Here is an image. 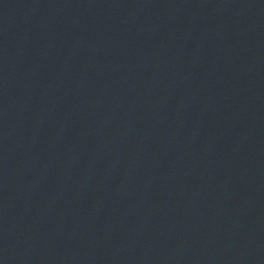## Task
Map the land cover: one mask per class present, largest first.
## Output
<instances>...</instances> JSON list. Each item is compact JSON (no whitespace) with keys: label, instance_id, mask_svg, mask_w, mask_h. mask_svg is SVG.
<instances>
[{"label":"water","instance_id":"1","mask_svg":"<svg viewBox=\"0 0 264 264\" xmlns=\"http://www.w3.org/2000/svg\"><path fill=\"white\" fill-rule=\"evenodd\" d=\"M202 264H264V73L235 176Z\"/></svg>","mask_w":264,"mask_h":264}]
</instances>
